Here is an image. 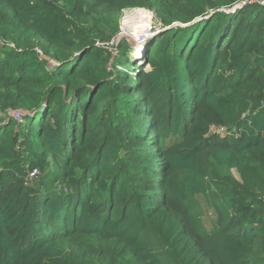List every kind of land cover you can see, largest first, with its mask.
I'll use <instances>...</instances> for the list:
<instances>
[{
    "label": "trees",
    "instance_id": "obj_1",
    "mask_svg": "<svg viewBox=\"0 0 264 264\" xmlns=\"http://www.w3.org/2000/svg\"><path fill=\"white\" fill-rule=\"evenodd\" d=\"M240 2L0 0V264H264V4ZM130 9L173 26L136 77Z\"/></svg>",
    "mask_w": 264,
    "mask_h": 264
},
{
    "label": "rangeland",
    "instance_id": "obj_2",
    "mask_svg": "<svg viewBox=\"0 0 264 264\" xmlns=\"http://www.w3.org/2000/svg\"><path fill=\"white\" fill-rule=\"evenodd\" d=\"M146 10L147 9L145 10L130 9V10L122 11L120 36L122 38H125L129 42V45L132 44L137 45L134 51L135 53L140 50L138 46L142 47V45H140L142 42L145 43L146 46H148L147 42L151 40L150 36L155 35L159 32L158 27H155L157 25L155 23L152 13ZM210 14H214V13L210 12ZM204 18L197 20L195 23L202 21ZM171 27L173 26H170V28ZM130 42L132 44H130ZM130 58H132V56ZM142 69H146V66H144ZM163 142L164 144H167V140ZM148 155H151L152 157L155 156L154 150L151 149L150 151H148ZM142 161L146 163L159 165L157 161H149L145 159H142ZM233 174L237 179H239L238 174L235 170H233ZM176 224H177V218L174 210L171 207H169V205L161 206L160 214L151 228V233L154 234L156 232L158 236L156 237V239L158 243L157 250L159 254L161 253V251H167L174 243V239L176 238V235H173L172 231ZM115 237L117 238V241L120 242L121 244H124L127 241L126 236L123 237L115 236ZM173 253L175 258L181 261L182 256L189 252L188 250L184 251L182 248H178L176 250H173Z\"/></svg>",
    "mask_w": 264,
    "mask_h": 264
},
{
    "label": "crops",
    "instance_id": "obj_3",
    "mask_svg": "<svg viewBox=\"0 0 264 264\" xmlns=\"http://www.w3.org/2000/svg\"><path fill=\"white\" fill-rule=\"evenodd\" d=\"M157 36L153 37L151 40H153ZM130 44H132V43L130 42ZM129 46H130L131 50L128 53V58L130 59V65L133 67V72L136 73V74H134V77H136V75L139 74L141 71H147L149 69V66L146 65L144 62V57L146 55V52L149 49V43H148V46L143 45L141 47V50H139L136 53L134 51H135L137 45L132 44ZM131 56H132V58H130ZM144 66H146V69H142ZM146 109H147V111H146ZM40 110L43 111L44 108H41ZM141 112L142 113L140 115L135 113L133 118H135V120L136 119L139 120V123H140L139 126L140 125L143 126V132H144L145 137L155 138L157 136V133H156V130L154 127V119L150 113V109H148L146 107L145 110L141 111ZM31 170H36L39 172V170L36 168L31 169Z\"/></svg>",
    "mask_w": 264,
    "mask_h": 264
},
{
    "label": "clouds",
    "instance_id": "obj_4",
    "mask_svg": "<svg viewBox=\"0 0 264 264\" xmlns=\"http://www.w3.org/2000/svg\"><path fill=\"white\" fill-rule=\"evenodd\" d=\"M254 2H255V1H254ZM240 3H242L244 7L246 6V4H244L243 2H240ZM238 4H239V3H238ZM238 4L235 5L234 7L238 6ZM248 5H249V4H248ZM244 7H243V8H244ZM232 8H233V7H232ZM237 9H242V8H237ZM237 9H236V10H237ZM141 10H145V9H141ZM236 10H234V11H236ZM146 11L151 12L150 10H146ZM234 11H231V10H230V12H234ZM151 13H152V15H153V17H154L153 12H151ZM168 29H170V27H169V28H164L163 30L165 31V30H168ZM162 32H163V31H162ZM160 33H161V32H160ZM160 33H159V34H160ZM159 34H158V35H159ZM154 37H155V36H154ZM152 38H153V37H151V39H152ZM149 41H150V40H149ZM149 41L147 42V44L149 43ZM140 45L143 46V45H146V44H145V43H144V44L141 43ZM9 111H10V112H9ZM9 111H8V112H9L8 115H9L10 118H13L14 120H16V121H18V122H21V121H22V117L24 116L23 112H21L20 110H9ZM37 112H40V111H37ZM14 113H18V114H19V119H17V118L14 117ZM32 171H34V170H31V171H28V172H27V174H26V176H25V182H26V183H31V182H33L34 180H36V179L39 177V174H40V173L37 171V172H38V175H37L35 178H33L32 180H30V179H29V174H30ZM35 171H36V170H35Z\"/></svg>",
    "mask_w": 264,
    "mask_h": 264
},
{
    "label": "built area",
    "instance_id": "obj_5",
    "mask_svg": "<svg viewBox=\"0 0 264 264\" xmlns=\"http://www.w3.org/2000/svg\"><path fill=\"white\" fill-rule=\"evenodd\" d=\"M255 0H242V2L244 3V4H250V3H253ZM260 4H264V0H257ZM157 26H155V27H158V33L157 34H155V35H152V36H150V37H154V36H157L160 32H162L163 31V29H162V25L161 24H156ZM114 40V39H113ZM113 40L111 41V42H113ZM142 44H144L143 42H142ZM14 117L15 118H17V119H19V114L18 113H14ZM38 175V172L37 171H32L30 174H29V179L30 180H32L33 178H35L36 176Z\"/></svg>",
    "mask_w": 264,
    "mask_h": 264
},
{
    "label": "water",
    "instance_id": "obj_6",
    "mask_svg": "<svg viewBox=\"0 0 264 264\" xmlns=\"http://www.w3.org/2000/svg\"><path fill=\"white\" fill-rule=\"evenodd\" d=\"M243 7H244L243 4H242V3H239L238 6L233 7V8L231 9V11H234V10H236L237 8H243ZM38 111H41V110H38Z\"/></svg>",
    "mask_w": 264,
    "mask_h": 264
},
{
    "label": "bare ground",
    "instance_id": "obj_7",
    "mask_svg": "<svg viewBox=\"0 0 264 264\" xmlns=\"http://www.w3.org/2000/svg\"><path fill=\"white\" fill-rule=\"evenodd\" d=\"M126 19V18H125ZM127 23V22H126ZM128 24V23H127ZM128 27V26H127ZM131 27V26H130ZM138 48L141 50V46H138Z\"/></svg>",
    "mask_w": 264,
    "mask_h": 264
}]
</instances>
